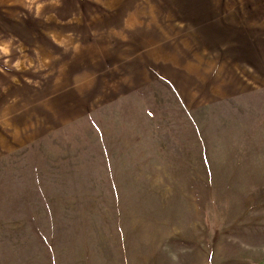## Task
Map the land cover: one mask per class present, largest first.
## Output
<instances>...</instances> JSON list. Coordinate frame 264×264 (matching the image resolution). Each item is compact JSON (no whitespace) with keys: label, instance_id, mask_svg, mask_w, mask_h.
I'll use <instances>...</instances> for the list:
<instances>
[{"label":"rangeland","instance_id":"rangeland-1","mask_svg":"<svg viewBox=\"0 0 264 264\" xmlns=\"http://www.w3.org/2000/svg\"><path fill=\"white\" fill-rule=\"evenodd\" d=\"M81 5L106 71L0 122V264H171L261 232L264 0Z\"/></svg>","mask_w":264,"mask_h":264},{"label":"crops","instance_id":"crops-1","mask_svg":"<svg viewBox=\"0 0 264 264\" xmlns=\"http://www.w3.org/2000/svg\"><path fill=\"white\" fill-rule=\"evenodd\" d=\"M81 1L0 0V122L33 110L50 98L55 101L57 94L85 85L106 71L107 61ZM51 48L55 54L47 51ZM8 64L46 65L43 73L53 65L59 66V71L56 81H50L54 87L38 89L33 86V79L20 77ZM246 185L241 188L246 192L263 190L252 186L247 189ZM249 208L233 217H250L256 221V206ZM262 226V231L256 232L246 230L243 224L238 236L232 240L217 236L211 248L207 243L210 236L203 233L202 238L195 241L197 248L181 255L182 260L175 256V261H165L171 264H264V224ZM153 258L156 259V255Z\"/></svg>","mask_w":264,"mask_h":264}]
</instances>
